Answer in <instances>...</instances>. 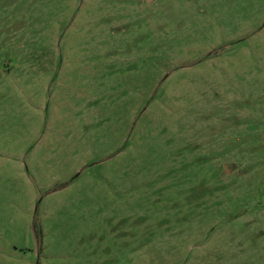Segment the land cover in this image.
<instances>
[{
    "label": "rangeland",
    "instance_id": "1",
    "mask_svg": "<svg viewBox=\"0 0 264 264\" xmlns=\"http://www.w3.org/2000/svg\"><path fill=\"white\" fill-rule=\"evenodd\" d=\"M0 264H264V0H0Z\"/></svg>",
    "mask_w": 264,
    "mask_h": 264
},
{
    "label": "water",
    "instance_id": "2",
    "mask_svg": "<svg viewBox=\"0 0 264 264\" xmlns=\"http://www.w3.org/2000/svg\"><path fill=\"white\" fill-rule=\"evenodd\" d=\"M226 168L230 171V165L226 164Z\"/></svg>",
    "mask_w": 264,
    "mask_h": 264
}]
</instances>
